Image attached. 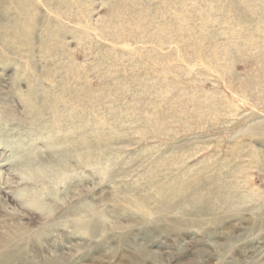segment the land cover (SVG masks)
<instances>
[{"label": "rangeland", "instance_id": "obj_1", "mask_svg": "<svg viewBox=\"0 0 264 264\" xmlns=\"http://www.w3.org/2000/svg\"><path fill=\"white\" fill-rule=\"evenodd\" d=\"M0 264H264V0H0Z\"/></svg>", "mask_w": 264, "mask_h": 264}, {"label": "bare ground", "instance_id": "obj_2", "mask_svg": "<svg viewBox=\"0 0 264 264\" xmlns=\"http://www.w3.org/2000/svg\"><path fill=\"white\" fill-rule=\"evenodd\" d=\"M256 131V130H255Z\"/></svg>", "mask_w": 264, "mask_h": 264}]
</instances>
